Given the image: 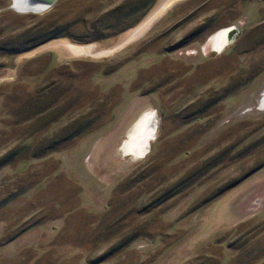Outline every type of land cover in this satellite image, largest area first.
I'll list each match as a JSON object with an SVG mask.
<instances>
[{"label":"rangeland","instance_id":"obj_1","mask_svg":"<svg viewBox=\"0 0 264 264\" xmlns=\"http://www.w3.org/2000/svg\"><path fill=\"white\" fill-rule=\"evenodd\" d=\"M263 90L264 0H0V264H264Z\"/></svg>","mask_w":264,"mask_h":264},{"label":"bare ground","instance_id":"obj_2","mask_svg":"<svg viewBox=\"0 0 264 264\" xmlns=\"http://www.w3.org/2000/svg\"><path fill=\"white\" fill-rule=\"evenodd\" d=\"M16 3V0H14V4ZM18 6H15V10L17 11H25L23 9L17 8ZM41 11V10H40ZM36 12V11H34ZM137 29V28H136ZM135 30V29H134ZM133 30V31H134ZM233 27L231 28H221L216 32L215 36V42L213 41V46L215 49H218L220 47L219 45H216V43L222 42V45L225 44L227 41L230 40L232 34H233ZM131 36V35H130ZM128 38V37H127ZM221 44V43H220ZM71 48L77 51H82V49L85 50V52L90 51V46L84 45V48L82 45H73ZM261 98V97H260ZM264 102V96L260 99V105ZM155 128V120L153 118V115H150L149 113H144L139 120L136 122V126L134 130L132 131L133 134L131 136V139L129 141H125L126 148L137 155H142L148 146V139L149 137L153 136V131ZM124 150V148H123Z\"/></svg>","mask_w":264,"mask_h":264},{"label":"water","instance_id":"obj_3","mask_svg":"<svg viewBox=\"0 0 264 264\" xmlns=\"http://www.w3.org/2000/svg\"><path fill=\"white\" fill-rule=\"evenodd\" d=\"M54 1L55 0H16L14 4V0H12V7L15 8V6H18L16 9L20 8L26 11H40L49 7ZM261 95L262 98L264 96V90ZM261 105H264V102L261 103Z\"/></svg>","mask_w":264,"mask_h":264},{"label":"trees","instance_id":"obj_4","mask_svg":"<svg viewBox=\"0 0 264 264\" xmlns=\"http://www.w3.org/2000/svg\"><path fill=\"white\" fill-rule=\"evenodd\" d=\"M55 29H58V28H56V27H54ZM46 29V28H45ZM49 31V32H48ZM50 32H52L51 30H49V29H46V30H39V32H35V33H33V34H29V35H27L26 37H25V39L23 40V43H28L29 41H34L35 40V38H41V39H46L47 38V36H49V33ZM56 35H60L59 33H53L52 34V36H56ZM41 36H44L43 38L41 37ZM259 167V165L257 166V165H253L252 166V168H250L249 170H248V172H246L245 174L247 175L248 173H250L251 171H253V170H255V169H257ZM245 174H244V176H245ZM241 177V176H240ZM235 181V180H234ZM234 181H232V182H230V183H233ZM208 199V198H207ZM198 205L199 204H195L194 206H192L191 207V209H193V208H196V207H198Z\"/></svg>","mask_w":264,"mask_h":264},{"label":"flooded vegetation","instance_id":"obj_5","mask_svg":"<svg viewBox=\"0 0 264 264\" xmlns=\"http://www.w3.org/2000/svg\"><path fill=\"white\" fill-rule=\"evenodd\" d=\"M226 28H227V27H226ZM215 34H216V33H215ZM215 36H216V35H215ZM215 36H214V38H213V41H214V42H215V40H214V39H215ZM220 43H221V44H220ZM220 43H218V42L216 43V45H219V46H220V47H219V50H220V48H222L223 45H224V44L222 45V42H221V41H220ZM212 44H213V42H212ZM212 47L215 49V47H214L213 45H212ZM216 50L219 51L218 49H216Z\"/></svg>","mask_w":264,"mask_h":264}]
</instances>
